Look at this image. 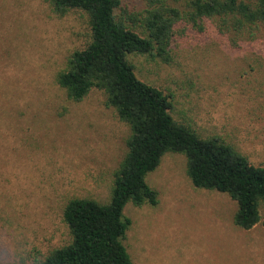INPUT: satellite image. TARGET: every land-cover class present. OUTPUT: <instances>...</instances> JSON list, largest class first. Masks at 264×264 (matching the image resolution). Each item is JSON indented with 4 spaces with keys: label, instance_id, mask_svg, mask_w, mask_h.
Returning a JSON list of instances; mask_svg holds the SVG:
<instances>
[{
    "label": "rangeland",
    "instance_id": "374dc122",
    "mask_svg": "<svg viewBox=\"0 0 264 264\" xmlns=\"http://www.w3.org/2000/svg\"><path fill=\"white\" fill-rule=\"evenodd\" d=\"M147 7L123 0L118 12L141 32ZM89 41L81 10L59 16L49 0H0V264H32L69 243L63 211L71 198L110 199L130 130L100 90L76 102L56 82ZM171 57L131 59L140 79L175 95L179 121L264 164V49L231 51L182 23ZM147 181L158 204L125 207L134 264H264V206L255 227H238L236 201L196 188L179 153L164 155Z\"/></svg>",
    "mask_w": 264,
    "mask_h": 264
},
{
    "label": "trees",
    "instance_id": "16d2710c",
    "mask_svg": "<svg viewBox=\"0 0 264 264\" xmlns=\"http://www.w3.org/2000/svg\"><path fill=\"white\" fill-rule=\"evenodd\" d=\"M142 31L129 25L123 0H49L63 16L81 10L90 41L74 51L56 76L68 99L79 102L93 89L105 96L130 134L127 151L113 174L110 199L73 197L63 211L71 240L32 264H134L124 240L132 225L125 207L156 206L158 191L148 175L167 153L182 154L196 188L225 193L236 201L234 223L249 230L262 219L264 164L221 136H202L174 115L175 95L139 78L132 56L171 61L177 27L209 30L231 51L264 49V0H146ZM126 13V12H125Z\"/></svg>",
    "mask_w": 264,
    "mask_h": 264
}]
</instances>
